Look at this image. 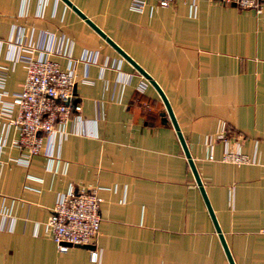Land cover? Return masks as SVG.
Returning a JSON list of instances; mask_svg holds the SVG:
<instances>
[{"label": "crops", "instance_id": "obj_1", "mask_svg": "<svg viewBox=\"0 0 264 264\" xmlns=\"http://www.w3.org/2000/svg\"><path fill=\"white\" fill-rule=\"evenodd\" d=\"M24 1L0 0V100L24 77L10 58L15 36L53 50L70 41L68 56L46 55L71 69L79 109L26 164L12 159L18 130L0 112V264H229L155 87L64 0H41L38 13L39 0ZM69 1L161 88L233 264H264V1L259 11L213 0ZM86 50L94 61L81 58ZM220 130L248 161L220 159ZM70 184L97 187V261L89 245L57 250L45 227Z\"/></svg>", "mask_w": 264, "mask_h": 264}, {"label": "built area", "instance_id": "obj_2", "mask_svg": "<svg viewBox=\"0 0 264 264\" xmlns=\"http://www.w3.org/2000/svg\"><path fill=\"white\" fill-rule=\"evenodd\" d=\"M170 0H157L159 5H166ZM222 4H234L239 7H250L259 11L264 0H213ZM42 1L36 5V12L41 8ZM132 7L140 8L143 0H129ZM22 6H25L23 0ZM47 34V33H45ZM60 42V41H59ZM10 58L22 62L24 77L20 88L12 93L10 100H0V112L6 116V126L13 125L18 130L13 143L20 146L15 162L26 164L31 154L37 152L42 136L54 131L61 132L63 124L69 118L70 111L79 109L78 102H71L73 74L68 67L60 68L46 53L55 51L69 55L70 41L67 47L55 49L45 44H31L28 40L15 36L9 42ZM81 58L85 62L95 60L92 51H83ZM102 63L109 64L108 57ZM112 64V62H111ZM5 75L4 66H0V86ZM15 105V113L10 115V107ZM224 146L220 159L239 163L249 160L248 156L237 148H228L226 138L220 130ZM212 158L210 152L206 155ZM93 186H67L57 192L44 220L45 227L59 251H64L71 244H87V257L91 261L99 258V248L95 246L94 238L98 231L100 196ZM264 231V224L261 227Z\"/></svg>", "mask_w": 264, "mask_h": 264}, {"label": "water", "instance_id": "obj_3", "mask_svg": "<svg viewBox=\"0 0 264 264\" xmlns=\"http://www.w3.org/2000/svg\"><path fill=\"white\" fill-rule=\"evenodd\" d=\"M67 4H69L80 16H82L86 22H88L122 57H124L126 60H128L132 66L138 71L140 72L144 77L147 78V80L155 87V89L157 90L162 102H163V105H164V109H165V112L168 116V118L170 119V122L173 126V128L175 129V132H176V135H177V138L180 142V145H181V148H182V151L186 157V160L188 162V165L190 167V170L193 174V177H194V180L201 192V195L203 197V200L205 202V205L207 207V210L212 218V221H213V224H214V227L216 229V231L218 232V236H219V239H220V242L222 244V247L224 249V252L227 256V259H228V262L229 264H233L232 262V259L230 257V254L226 248V245L224 243V240L222 238V235L218 229V226L216 224V221L214 219V216L212 214V211L210 209V206L208 204V201L206 199V196L204 194V191H203V188H202V185H201V182H200V179L198 177V174L196 172V169L194 167V164H193V161L189 155V152L187 150V147L185 145V142H184V139L178 129V126H177V123L175 121V118L173 116V113L171 111V108L169 106V103L164 95V93L162 92L161 88L159 87V85L155 82V80L148 74V72H146V70H144L141 66H139L119 45H117L110 37H108L101 29H99L89 18H87L75 5H73L69 0H64ZM84 245H87V244H84Z\"/></svg>", "mask_w": 264, "mask_h": 264}]
</instances>
